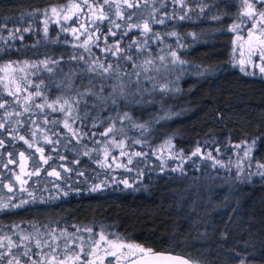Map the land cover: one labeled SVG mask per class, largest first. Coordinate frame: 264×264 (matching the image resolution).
<instances>
[{"label":"trees","instance_id":"trees-1","mask_svg":"<svg viewBox=\"0 0 264 264\" xmlns=\"http://www.w3.org/2000/svg\"><path fill=\"white\" fill-rule=\"evenodd\" d=\"M70 1L74 0H0V25H7L0 27V66L22 60L59 61L49 64L53 72L41 70L17 81L16 86L0 81V102H8L0 109V121L7 122L6 129H0V138L5 141L0 148V200L7 202L13 197L16 204L21 199L30 201L0 211V244L4 246L0 251H7L11 241L39 252L33 238L37 229L42 239L61 248L68 240L86 244L87 239L79 237L97 238L104 230L147 250L181 253L195 264H239L240 260L264 264V176L252 172L241 179L232 173L224 176L210 169L205 159L191 155L198 146L202 153L229 155L234 144L245 141L252 146V164L264 173V167L259 166L264 165V78L242 74L230 65L232 34L228 27L238 16L240 0H184V6L177 0H137L139 8L124 11L134 14L128 20L148 21L150 36L168 42L184 63L167 66L162 72L151 71L145 79L140 77L141 88L146 90L135 103L121 100L113 106L110 100L97 101L103 104L98 107L93 103L96 98L89 96L81 101L77 112L68 114L59 110V104L53 111L47 103L62 95L74 96L73 89L84 91L92 73L86 71L85 62L73 58L75 52L54 42L52 31L43 37L42 24L34 14ZM185 12L187 18L180 20ZM152 16L164 18L165 23L151 20ZM12 32H16L14 38ZM173 32L177 35H171ZM121 33L116 38L123 41L134 35L133 31L128 37ZM170 69L172 74L165 77ZM69 74L71 85L57 87ZM131 79L136 81L137 77ZM97 80L99 77H93ZM41 81L44 95L35 97L34 85ZM116 83L105 81L104 94L112 90L107 84ZM158 85H165V90H158ZM17 86L20 91L16 97L9 95ZM100 87L97 83V92ZM29 93L32 100L27 99ZM36 103L44 104L43 110L36 108ZM25 106L31 111L25 112ZM14 110L21 115L17 117ZM123 111L134 123L113 119ZM77 114L81 119L73 123V129L81 137L79 142L63 124L69 115ZM111 125L117 132L126 133L129 143L136 139L132 148L147 154L136 156L129 171L103 169L97 162L95 153L102 134ZM11 129H17L15 139L9 134ZM19 135H24L32 147ZM166 140L188 158L180 170L161 167L156 149ZM38 147L43 153L36 150ZM21 152L26 160H21ZM10 159L14 162L9 163ZM36 169L39 175H27ZM53 170L60 174L59 179L48 175ZM17 176L26 183L21 184ZM77 228H92L93 233L77 232ZM49 230H55L57 240H52ZM68 243L69 247L77 245ZM9 258L4 257L5 264ZM33 259L47 264L39 255Z\"/></svg>","mask_w":264,"mask_h":264},{"label":"snow or ice","instance_id":"snow-or-ice-1","mask_svg":"<svg viewBox=\"0 0 264 264\" xmlns=\"http://www.w3.org/2000/svg\"><path fill=\"white\" fill-rule=\"evenodd\" d=\"M175 2V0H174ZM123 3L125 5H127L128 8H132V7H140L139 3H130L129 0H123ZM180 3L182 4V6H184V0H180ZM257 4H259L260 6L264 7V0H253V2H249V0H244V8L245 11L243 13V15L247 16L249 19H254L257 15L260 17V21L261 23H264V11H259L257 8ZM105 5H108V7H105ZM85 8H87V12H84L83 14L85 16L87 15H91L92 17H94V19L91 20V22L89 23L87 20L84 21L83 23L80 24V28L81 29H85V31H87L88 29H91L92 31L88 32V36L87 38L82 41V46L85 47V51L89 52V57H84L83 55L79 56V59L81 60H85L88 63V68L86 69L87 72L92 73V76L89 77V84L87 86H85V90L84 91H79L77 89H73V91L75 92L74 96H68L67 98H65L63 95L57 97L56 101H53L51 103H47V107L52 109L53 111H56V104H59V110L61 112H65L68 114H71L73 112H77V110L79 109L80 103L81 101L85 100V97H95V101H93L94 104H96V106L98 107H103V104H97V101H102L103 103H107L109 100L111 101L112 105L115 106L117 104L120 103L121 100L128 102L129 99H131V102L135 103L137 100V97H139L142 93L143 90L146 89H142L141 88V82H140V77H141V71L140 69L144 70V72L146 73L149 69L148 66L149 65H153L154 61L151 58H146L144 63L141 65L136 64V58H134L132 55L128 54V55H122V53H125L127 50L123 49L120 47V41H115L114 44H109L107 37H105V46L103 48H101V51L105 53V56L107 57L108 55H111L113 57H116V62L112 63L111 61H107L105 60H101L99 58H97L95 61H92L90 59V57L92 55H95V53H92L91 48L88 47L89 42L92 40V36L94 33L96 32H100V24L105 21L106 19L109 21L110 25H113L115 28L119 29L121 27H123L121 24H117L115 21L110 19L111 16V5L109 4V0H83V4L80 3H76V4H72L69 7H66L65 10H63L64 14H63V19L67 22L73 19V17H76L77 20H80V15L79 13L82 12ZM97 8L99 9V11H97ZM75 10V11H74ZM204 8L203 6L201 7V11H203ZM62 10H59L57 8H52L51 12L55 15H60ZM116 16L123 18V13L121 10V7L119 5V3H117L116 5V12H115ZM134 14H129L128 15V19L131 20L132 16ZM45 16H47V13H45ZM173 16H175V13H173ZM187 18V13H182L179 16L180 20H184ZM151 20L158 22L160 24H164L165 23V19L164 18H159L157 19L156 17L152 16L150 17ZM47 24V21L45 22ZM137 27L139 28L140 25H132V24H128L127 27L129 29H131L132 27ZM239 25H234L233 28H230L229 31L234 30L235 27H238ZM0 27H7L6 24H2L0 25ZM258 25L257 24H253L252 25V29H257ZM61 30L62 31H71L73 34H75L77 32V28L69 25V27L65 28L63 27V25L61 26ZM19 29H16V32H18ZM25 31H28V29H25ZM143 31L145 33H148L151 31V28L149 26V22L145 21L144 25H143ZM16 32H12L11 33V38H14L16 35ZM45 33L47 34V26L45 27ZM83 35V33H81ZM109 35L112 36H116L117 32H114L111 30V28H109ZM123 35H127V33H123ZM171 35L176 36L177 33L173 32L171 33ZM253 36V32L250 30L249 31V37L251 38ZM0 39H2V37H0ZM76 39L79 40L80 37L76 36ZM97 39H99V37H97ZM147 44V39L142 41V42H138L136 40H134L132 42L131 45H129V48H131L133 45L136 46L137 51H147V48H143L141 49L140 44ZM96 47H99V44L95 45ZM259 55V60L261 62H264V28H259V35H257L255 37V46L250 44L249 47V62L251 63V57ZM170 55L172 57V63H180L183 64L184 61L182 59H180L178 57V53L175 50H172L170 52ZM74 59L76 57H73ZM122 60H130L132 61V68L133 71L131 73H127L124 70V66L121 65L120 61ZM160 60L163 62L165 60V57L161 56ZM41 64L44 65L45 69L48 72H53L54 69L51 67H48V65L51 64H58L59 61H49V60H44L40 62ZM241 71H244L243 68V64L244 61L241 60ZM260 67V71L262 73H264V63H261L259 65H257ZM14 67H19V65H15L14 62H10L7 64H4L2 66V69L5 71V73L8 72V70L13 69ZM32 67H37V65H32ZM158 67H157V71H158ZM127 75L129 78L128 80H124L123 76ZM136 76L137 79L136 81H133L131 79V76ZM93 77H99V80L97 81H93ZM12 82H15V77H11ZM149 79H153L152 77H149ZM113 80H116L117 83L112 85V90L111 92L107 93L106 95L104 94L105 92V81L111 82ZM41 83H43V81H41L40 83H36L34 85L36 91L34 93L35 97H41L44 95L42 89H41ZM99 83L101 85L99 92L96 91V84ZM32 82H29V85L31 86ZM71 85V78H70V74L66 77V80L62 83V85H57V87H64L67 88ZM164 89H161V91H163ZM20 88L19 86H17L16 88V92H12L11 90L9 91V95L16 97L17 93H19ZM28 100H32L33 99V94L29 93ZM8 102L7 101H3L0 102V109H5L6 108V104ZM36 108H40L41 110H43L44 108V104L41 103H36L35 104ZM85 108H87V101H85ZM15 111V110H14ZM24 111L25 112H30L31 111V107L30 106H25L24 107ZM112 111H116V108L113 107ZM6 115L11 116L12 113H6ZM15 115L18 117L21 115V113L19 111H15ZM85 118H87V112H85ZM77 119H81V117L77 114L75 116L69 115L68 119H65L64 121V127L67 129H70L73 132V136L74 138L77 139V142H79L80 140V136L77 133L76 129H71V125H70V121L72 123H74ZM114 120H120L121 122L127 120L131 123H134L132 121L131 116L128 114L127 111H123L122 114L118 113V115L113 118ZM47 122V121H45ZM6 121H0V129H6ZM17 123H21L20 121H17ZM137 127L144 129L145 125L143 124H138L136 125ZM8 128H11V125L8 124ZM113 128L109 127L107 129V131L104 133V135H107L109 132H112ZM10 136L12 139L16 138V134H17V129H11L10 130ZM33 135H35V133H33ZM19 139L23 140L26 144L29 145V147H32V144L25 139L24 135H19ZM51 142V141H49ZM57 143L59 142V140L56 141ZM255 143V142H253ZM5 141L3 138H0V148L4 147ZM237 147H240L239 145H237ZM37 151L43 153V149L42 148H37ZM122 155L124 153H121ZM200 154L201 156H203V154L201 153V150L199 148V146L197 147L196 151H194L191 155L192 156H196ZM9 155L11 156V153H9ZM135 156H146V153H141V152H136L134 153ZM245 155H247V153H245ZM20 157L21 160H26L27 157L25 156L24 152L20 153ZM209 157H211V154L209 153ZM191 157H189L190 159ZM41 159L44 161V163H47V159H45L43 157V155L41 156ZM13 160H9V163H13ZM128 163L131 164L132 163V159L129 158ZM216 164H220L221 167H223L224 165L219 162V161H215L213 162V166H215ZM163 161L161 162V167H163ZM260 167H264V165H259ZM21 167L23 168V165H21ZM66 171H68L69 169H65ZM131 170V169H129ZM173 171H176V169H172ZM39 175V169H36L34 172L31 173H27V175ZM260 175L264 176V173H259ZM49 176H55L57 177V179L60 178V174L53 170L48 172ZM237 175L239 176V171L237 172ZM17 180H20V177L17 176ZM124 184L126 186L128 185V181L125 180L123 181ZM20 183H26V181L20 180ZM97 188H99V185L95 186L93 188V191H95ZM8 190L9 192H12V187L8 186ZM67 194V193H65ZM29 195H32L31 192H29ZM35 199V197L33 198ZM13 197H8L7 198V202H5L4 200H0V211H7L9 209H16L21 207L24 204L30 203V201L27 200H23L21 199L19 204L16 203H12ZM87 231L89 234L93 233V229L92 228H86V229H79L77 228V232L79 231ZM55 230H49L48 235L52 236V240L55 241L58 238L55 236L54 234ZM62 235H65V233L62 232ZM99 239H96L95 236L93 235H89L87 238L85 237H79L80 240H85L87 239L88 241H90V243L87 244H80V245H76V247H79L80 251L77 252L75 247H69V243L65 242V244L63 245V248H61V245L58 243H52L48 240H44L40 237V233L39 230H36V236L33 237L36 241L35 246L36 248L40 249L39 252L34 253L31 249V247L27 246V245H19V244H15L13 242H9V248L7 251H0V264H5L4 262V257L5 256H9L10 258L6 261V264H29V261H31V264H41V261H37L35 259H33V256L39 255L42 260H46L47 264H112L111 260H107V257H114L116 258L117 261H119L120 256L122 255L121 253H118V249L122 250L125 248H135L137 247L136 245L133 244H129L127 242H123V241H119L118 238L117 239H112L110 238L111 234H106L104 230H101L98 234ZM28 236H23L22 239H28ZM72 244H75V240L71 241ZM3 244H0V248H3ZM13 247H23V252H13L11 251V249ZM44 248L48 249V252H44ZM103 249V255H100L99 250ZM141 251H144V249H140ZM21 256L23 257H27V259L22 260ZM169 259L174 260L175 264H191V262L189 261L188 258H184V257H169ZM239 264H247L246 260H240Z\"/></svg>","mask_w":264,"mask_h":264},{"label":"rangeland","instance_id":"rangeland-1","mask_svg":"<svg viewBox=\"0 0 264 264\" xmlns=\"http://www.w3.org/2000/svg\"><path fill=\"white\" fill-rule=\"evenodd\" d=\"M102 2V1H101ZM130 3H137V0H129ZM177 2H180V0H177ZM249 2H253V0H249ZM80 3L83 4V0H74L67 2L63 5H55L51 6L45 10H42L40 12H36L34 14V17L38 19L41 24H42V35L44 38H47L52 31L54 33V42L66 45L70 50L75 52L77 55L75 56L79 62H85L86 66L88 67V63L85 60L79 59L80 55H83L84 57H89V52L85 51V47L82 46V41H84L87 36L88 32L92 31L91 29H88L85 31V29L80 28V24L83 23L84 21H88L89 23L91 22L94 17H92L90 14L85 16L83 13L87 12V8H85L82 12L79 13L80 15V20H77L76 17H73L72 20L70 21H65L63 19V10L66 9V7L71 6L72 4ZM119 3L122 13H123V18L116 16V5ZM109 4L111 5V17H113V21H115L117 24H121L123 27L117 29L113 25H106L104 26L103 24L107 21H103L100 24V32H96L92 36V40L89 42L88 47L91 48L92 53H95V55H92L90 59L92 61H95L97 58L101 60H107L111 61L112 63L116 62V57H113L111 55H108L107 57L105 56V53L101 51V48L105 46V37H107V40L109 44H114L115 41H120V47L123 49H126L127 51L125 53H122V55H132L134 58H136V64L141 65L144 63L146 58H151L154 61L153 65L148 66V71L145 73L144 70L140 69L141 71V77L146 78L148 75H150L151 71L153 73L156 72H162V69H165L167 66L171 65H176L179 63H172V57L170 55V52L172 50H175L170 47L169 43L162 40L159 37H151L150 32L145 33L143 31V25L144 23L142 21H137L135 23H132L131 21L128 20V15L127 13L124 14V11H130L132 8H128L127 5L123 3V0H109ZM57 8L61 11L60 15H55L51 12L52 8ZM105 7H108V5H105ZM257 8L259 11H264V7L260 6L257 4ZM75 11V10H74ZM97 11L99 9L97 8ZM245 11L244 8V0H240L239 3V13L236 18L232 22V24L228 27V29L233 28L234 25H239L238 27H235L234 30L230 31L232 34L231 38V44H230V65L237 69L239 72L245 75H250V76H260L264 78V73L260 71V67L257 66L261 63L259 60V55L257 54L256 56L251 57L252 62H249V47L250 44L255 46V37L259 35V28H264V23H261L260 17L257 15L254 19H249L247 16L243 15ZM45 13H47V16H45ZM47 21V24L45 23ZM257 24L258 28L257 29H252L253 24ZM128 24L132 25H140L139 28L137 27H132L129 29L127 27ZM67 28L69 25H72L77 28V32L73 34L71 31H62L61 26ZM47 26V34L45 33V27ZM109 28H111L112 31L114 32H122V36H127L123 35V33L129 34L131 31L134 32V35H132L131 40L127 39V41H123L121 38L118 39L116 36L109 35ZM253 32V36L250 38L249 37V31ZM83 33V35L81 34ZM76 36H79L80 39L77 40ZM99 37V39H97ZM128 37V36H127ZM147 39V44H140L141 49L147 48V51H137V48L135 45H133L131 48H129V45L132 44L134 40L138 42H142ZM124 42V43H122ZM99 44V47H96L95 45ZM125 44V45H123ZM176 51V50H175ZM163 56L165 57V60L162 62L160 60V57ZM179 57V56H178ZM45 59L41 60L44 61ZM241 60L244 61L243 68L244 71H241ZM40 61V62H41ZM76 61V60H75ZM14 62V61H13ZM40 62H32L28 60H22L18 62H14L15 65H19V67H14L13 69L8 70L7 73L5 71L0 70V81L5 80L7 82H12L11 77H15V82L13 84L16 86V82L19 80H23L24 78H27L28 76H32L34 74L39 73L41 70H46L44 65L41 64ZM10 62L3 63L0 66V69H2V66L4 64H7ZM121 65L124 66V70L127 73H131L133 71L132 68V61L130 60H122L120 61ZM37 65V67H32V65ZM49 67V65H48ZM158 67V71H157ZM165 71V70H164ZM152 73V74H153ZM172 74L171 69L165 71V77ZM123 78H127V75H124ZM112 82H116V80H113ZM108 89L111 90L112 84H107L106 85ZM158 90L164 89L165 90V85H158ZM163 90V91H164ZM65 121V120H64ZM64 124V123H63ZM71 129H73L74 125L72 122H70ZM109 127H112L113 130L112 132H109L107 135H104V133L107 131ZM106 128L103 132V138L101 139L100 147L96 150V157H97V162L98 164L103 168V169H108L111 171H117V170H124V171H129L131 169L132 163L135 161L137 158L134 153L138 152L136 148H132L135 144H137V140L133 139L132 143L128 142V135L126 133L121 134L119 131H116V128L111 125ZM70 130V129H68ZM239 145L240 147H237ZM252 146L248 142H239L233 145L232 151L229 155H225L224 153H217L216 155L211 154V157H209V153H202L203 156L198 154L199 158L202 160H206L209 163V168L219 171L221 174L225 175H235L236 179H241L244 178L247 174L255 173L259 174L258 171V166L257 164H252L251 162V150ZM156 154L157 157L163 161V164L165 167L169 166L170 169H176L180 170L184 164L187 162L186 157L183 156V154L177 150H175L170 141L166 140L163 142L157 149H156ZM121 153H124L123 155ZM247 153V155H245ZM129 158L132 159V163L129 164L128 160ZM219 161L221 162L224 166L221 167L220 164H216L213 166V162ZM239 171V176L237 175V172ZM262 172V171H261ZM232 175V176H233ZM112 239H117L116 237L110 236ZM99 239V236L96 238ZM119 241L127 242L129 244L136 245L137 247L135 248H125V249H118V253L122 252V255L120 256L119 261L116 260L114 257H107V260H111L112 264H122L125 261H127L129 258L138 255L142 252H145L147 249L142 247L141 245L132 242V241H127L118 238ZM68 242L71 243V240H68ZM77 245H80L81 242H75ZM90 243L86 240V244ZM72 247V246H71ZM76 247V246H73ZM144 249V251H141L140 249ZM76 251L79 252L80 249L79 247L76 248ZM100 255H103V249L99 250ZM71 264V262H70Z\"/></svg>","mask_w":264,"mask_h":264},{"label":"water","instance_id":"water-1","mask_svg":"<svg viewBox=\"0 0 264 264\" xmlns=\"http://www.w3.org/2000/svg\"><path fill=\"white\" fill-rule=\"evenodd\" d=\"M169 257L188 258L191 264H195V262L186 255L163 250H146L145 252L129 258L122 264H175V261L169 259Z\"/></svg>","mask_w":264,"mask_h":264}]
</instances>
